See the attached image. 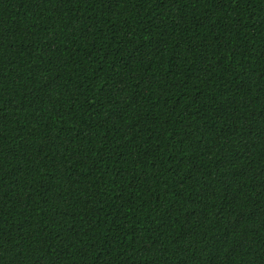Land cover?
Masks as SVG:
<instances>
[{"label":"trees","instance_id":"1","mask_svg":"<svg viewBox=\"0 0 264 264\" xmlns=\"http://www.w3.org/2000/svg\"><path fill=\"white\" fill-rule=\"evenodd\" d=\"M0 264H264V0H0Z\"/></svg>","mask_w":264,"mask_h":264}]
</instances>
